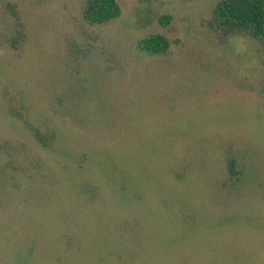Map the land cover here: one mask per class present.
Wrapping results in <instances>:
<instances>
[{
  "label": "rangeland",
  "instance_id": "374dc122",
  "mask_svg": "<svg viewBox=\"0 0 264 264\" xmlns=\"http://www.w3.org/2000/svg\"><path fill=\"white\" fill-rule=\"evenodd\" d=\"M10 1L32 26L0 56V264H264V52L205 27L220 0H117L99 26ZM154 32L172 51L140 56Z\"/></svg>",
  "mask_w": 264,
  "mask_h": 264
},
{
  "label": "trees",
  "instance_id": "16d2710c",
  "mask_svg": "<svg viewBox=\"0 0 264 264\" xmlns=\"http://www.w3.org/2000/svg\"><path fill=\"white\" fill-rule=\"evenodd\" d=\"M0 7V56H11L13 51H19L27 43L30 36L28 30L32 23L25 11L10 0H1ZM121 15L122 8L117 0H85L82 18L88 26H99L108 24ZM160 19L164 25L170 22V16L165 15ZM204 24L215 36L244 37L259 44L264 52V0H220ZM134 46L140 56L164 57L172 51L173 41L162 33L154 32L137 39ZM31 130L37 138L46 141L37 129L32 127ZM2 152L7 160L6 165L10 163L14 169L24 163L25 154L28 153L25 152L24 144L11 142H5ZM226 163L229 178L237 179L240 171L236 158L229 155ZM1 178L3 179V176ZM2 190L4 191V188ZM6 201L5 199L4 203ZM10 212L11 207L1 204L0 219H4Z\"/></svg>",
  "mask_w": 264,
  "mask_h": 264
}]
</instances>
